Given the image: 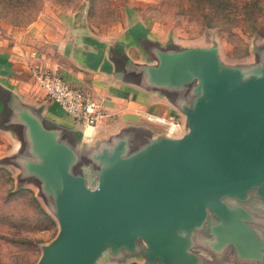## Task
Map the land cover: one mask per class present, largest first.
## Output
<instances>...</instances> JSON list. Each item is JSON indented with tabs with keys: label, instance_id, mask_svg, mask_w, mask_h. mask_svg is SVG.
<instances>
[{
	"label": "water",
	"instance_id": "95a60500",
	"mask_svg": "<svg viewBox=\"0 0 264 264\" xmlns=\"http://www.w3.org/2000/svg\"><path fill=\"white\" fill-rule=\"evenodd\" d=\"M173 48L154 51L159 64L142 72L149 86L193 95L191 105H178L185 125L163 123L168 136L134 151L125 139L84 153L85 162L99 165L93 187L75 148L57 131L22 104L0 102V112L26 131L28 143L20 138L18 147L19 157L29 149L22 169L53 198L60 224L37 264H96L108 248L133 251L140 240L147 243L150 264H201L197 254L166 236L212 217L219 233L215 256L225 248L233 249L235 261L244 251L264 256L255 216L225 201L248 199L249 192L264 200V64L229 69L216 49Z\"/></svg>",
	"mask_w": 264,
	"mask_h": 264
},
{
	"label": "rangeland",
	"instance_id": "374dc122",
	"mask_svg": "<svg viewBox=\"0 0 264 264\" xmlns=\"http://www.w3.org/2000/svg\"><path fill=\"white\" fill-rule=\"evenodd\" d=\"M134 12L139 14L137 23ZM74 13L81 14L98 35H118L131 23L180 46L216 49L229 69L264 64V0H0V40L32 55L51 48L46 41L57 39L58 33L62 36V27L68 26ZM14 120L8 112H0V264H37L60 224L53 198L22 169L29 149L19 157L17 140L28 143V138ZM249 194L242 201H225L253 214V225L263 235L264 200ZM215 223L212 217L166 240L184 245L201 258V264H264V256L246 251L235 261L232 248L220 249L215 256L219 234ZM132 250L110 247L96 264H150L144 240Z\"/></svg>",
	"mask_w": 264,
	"mask_h": 264
},
{
	"label": "crops",
	"instance_id": "0c3cea01",
	"mask_svg": "<svg viewBox=\"0 0 264 264\" xmlns=\"http://www.w3.org/2000/svg\"><path fill=\"white\" fill-rule=\"evenodd\" d=\"M134 14L137 23L139 14ZM46 42L53 48L39 49L30 55L16 45L0 40V102L13 100L27 107L45 127L57 131L63 143L74 147L84 164L80 171L88 186L96 185L99 165L95 161L85 162L84 153H100L102 148L112 147L125 139L127 149L134 151L150 139L168 136L166 124L148 121L149 116L178 122L179 126H173L175 128L185 125L186 115L178 105H191L193 95L185 89L164 90L147 85L142 67L159 64L156 50L171 51L173 45L177 49L190 47L176 42L171 44V41L154 37L143 27L135 28L131 23L118 35H98L89 29L82 15L76 13L71 16L68 26L62 27V36L58 33L57 39ZM36 68L56 71L68 83L99 99L108 117L95 127L76 125L36 86L32 76ZM179 134L169 136L178 138ZM17 142V147L21 146V141Z\"/></svg>",
	"mask_w": 264,
	"mask_h": 264
},
{
	"label": "built area",
	"instance_id": "2783aa9c",
	"mask_svg": "<svg viewBox=\"0 0 264 264\" xmlns=\"http://www.w3.org/2000/svg\"><path fill=\"white\" fill-rule=\"evenodd\" d=\"M32 76L36 86L43 90L49 101L57 103L69 117L84 127H95L108 117L102 102L84 89L68 83L56 71L33 69ZM162 123L179 126L178 122L170 119L149 116Z\"/></svg>",
	"mask_w": 264,
	"mask_h": 264
}]
</instances>
